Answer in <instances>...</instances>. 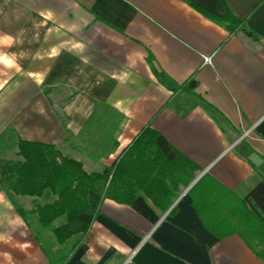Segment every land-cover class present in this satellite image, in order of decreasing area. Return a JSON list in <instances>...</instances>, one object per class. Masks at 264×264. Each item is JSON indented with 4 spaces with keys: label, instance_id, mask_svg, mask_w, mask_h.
Listing matches in <instances>:
<instances>
[{
    "label": "crops",
    "instance_id": "1",
    "mask_svg": "<svg viewBox=\"0 0 264 264\" xmlns=\"http://www.w3.org/2000/svg\"><path fill=\"white\" fill-rule=\"evenodd\" d=\"M227 11L253 37L213 20ZM156 73L195 87L173 93ZM145 128L198 168L165 211L143 193L103 199L60 260L51 232L15 210L34 199L13 204L0 183V264H264L206 229L189 194L202 179L210 224L235 200L264 223V0H0V159L23 140L99 173Z\"/></svg>",
    "mask_w": 264,
    "mask_h": 264
},
{
    "label": "trees",
    "instance_id": "2",
    "mask_svg": "<svg viewBox=\"0 0 264 264\" xmlns=\"http://www.w3.org/2000/svg\"><path fill=\"white\" fill-rule=\"evenodd\" d=\"M213 20L230 33L241 29L253 37L228 11L223 18ZM156 77L173 93L195 87L192 80L179 86L162 73H156ZM15 147L18 160L0 159L1 185H8L5 191L13 204L16 197L34 199L35 205L28 211L14 204L17 214L22 218L34 216L57 244L71 242L70 252L83 241L103 199L130 204L143 193L156 208L165 211L177 188L187 186L198 170L149 128L142 130L111 167L99 173H86L80 162L63 156L53 145L17 140ZM201 180L189 194L204 227L221 238L238 235L257 258L264 259V223L239 200H235L233 216L223 221L226 223H208L195 196Z\"/></svg>",
    "mask_w": 264,
    "mask_h": 264
},
{
    "label": "rangeland",
    "instance_id": "3",
    "mask_svg": "<svg viewBox=\"0 0 264 264\" xmlns=\"http://www.w3.org/2000/svg\"><path fill=\"white\" fill-rule=\"evenodd\" d=\"M12 133H14L13 131H9V136H10V138H15V136L14 135H12ZM5 150H3V152H2V156H4V157H6L7 159H9L10 161H16V160H18V158L17 157H15V148H14V145H12V144H10V145H8L6 148H4ZM62 151H63V153L65 154V151L63 150V148H60ZM2 187H3V189L4 190H7V188H8V185H6V184H3L2 185ZM70 245H71V242H67V243H65V244H63V245H59V253L61 252L62 254H59V256H60V260H61V258H62V256L65 254V252L66 251H68V249H69V247H70Z\"/></svg>",
    "mask_w": 264,
    "mask_h": 264
}]
</instances>
